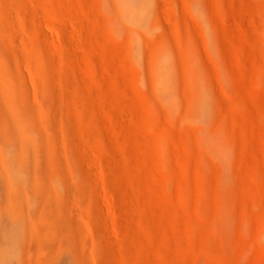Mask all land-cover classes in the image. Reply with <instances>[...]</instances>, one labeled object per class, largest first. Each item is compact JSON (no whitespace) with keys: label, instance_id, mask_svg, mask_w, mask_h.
Masks as SVG:
<instances>
[{"label":"rangeland","instance_id":"1","mask_svg":"<svg viewBox=\"0 0 264 264\" xmlns=\"http://www.w3.org/2000/svg\"><path fill=\"white\" fill-rule=\"evenodd\" d=\"M0 80V264H264V0H0Z\"/></svg>","mask_w":264,"mask_h":264},{"label":"bare ground","instance_id":"2","mask_svg":"<svg viewBox=\"0 0 264 264\" xmlns=\"http://www.w3.org/2000/svg\"><path fill=\"white\" fill-rule=\"evenodd\" d=\"M2 81L0 80V83H1ZM26 161H28V160H26ZM25 163V162H24ZM41 190V189H40Z\"/></svg>","mask_w":264,"mask_h":264}]
</instances>
